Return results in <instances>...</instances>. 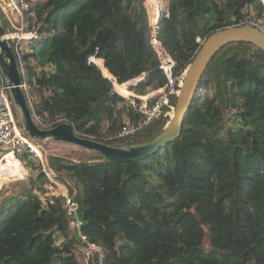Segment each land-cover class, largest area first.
Segmentation results:
<instances>
[{"label": "trees", "instance_id": "1", "mask_svg": "<svg viewBox=\"0 0 264 264\" xmlns=\"http://www.w3.org/2000/svg\"><path fill=\"white\" fill-rule=\"evenodd\" d=\"M171 1L157 38L175 63L173 77L190 65L199 40L242 24L249 8L264 18L261 0ZM32 13L40 36L24 57L25 82L38 117L67 120L116 146L163 131L170 119L162 114L130 137L104 140L137 117L109 77L123 85L144 74L129 87L137 96L167 83L143 0H38ZM93 154L49 158L48 166L72 183L81 233L107 264H264V53L256 47L233 43L214 56L168 146L127 163ZM37 165L40 173L0 205V264H82L64 197L46 205L38 197L48 181Z\"/></svg>", "mask_w": 264, "mask_h": 264}, {"label": "built area", "instance_id": "2", "mask_svg": "<svg viewBox=\"0 0 264 264\" xmlns=\"http://www.w3.org/2000/svg\"><path fill=\"white\" fill-rule=\"evenodd\" d=\"M33 2V0H0V16L9 27V31L5 32L4 36L6 39L12 41L17 65L22 75L21 89L27 97L33 119L41 129L46 130L63 122L69 124H71V122L60 118L54 121H44L34 112V103L31 98L30 88L25 82L24 60L25 55L31 52L29 51V44L37 40L40 36L38 28L35 25H30L28 20L33 12ZM261 22L260 20L255 22L245 21L242 24L250 25L264 32V25ZM149 28L150 45L156 54L158 68L166 76L167 83L162 88L150 91L145 96H137L131 91H128V94L123 97L136 112L137 117L135 120L126 119L114 135L104 139L106 141L130 137L157 120L162 114L169 119L173 115L174 104L171 103V97H177L185 70L176 77H173L175 63L157 38L159 26L150 25L149 23ZM202 43L203 42H200V44ZM90 60L95 61L93 58H90ZM95 62L98 65L99 62ZM144 77L145 75L142 74L138 78L131 80L129 82L131 83L130 86L136 85L139 81L143 80ZM109 80L112 82L114 90L118 93L116 85L119 84H117L114 78L109 77ZM127 89H129V87H127ZM8 92L9 86L7 80L0 73V190L7 182H11L13 179L16 181L17 179L27 178L28 173L25 167V160L38 158V160H40L39 163L41 164L42 172L45 174L48 181L47 186L44 187V192L38 193L41 203L43 205L47 203L51 204V197L53 196L64 197V209L68 222L69 240L72 244L73 239L77 241V243L73 245L74 253L81 256L82 264H107L103 249L89 242L87 237L81 233L83 221L79 218L78 206L74 195H70L67 190L65 195H56L53 193V187H65L57 180V175L49 168L48 164H45L44 161L41 160V153L38 151L39 146H36L24 133L23 128L18 125L17 118L12 109L13 102L8 97ZM165 108L166 110L164 111ZM78 134L82 137L95 140L94 137ZM9 161L12 163V167L7 166ZM64 181L70 186L68 180L65 179ZM41 195L43 197H41Z\"/></svg>", "mask_w": 264, "mask_h": 264}, {"label": "water", "instance_id": "3", "mask_svg": "<svg viewBox=\"0 0 264 264\" xmlns=\"http://www.w3.org/2000/svg\"><path fill=\"white\" fill-rule=\"evenodd\" d=\"M4 35L5 32L0 25V73L7 80L11 100L20 112L23 130L27 137L32 141L66 143L83 151L97 153L102 156V160L97 162L102 163L136 162L156 153L179 138L192 96L206 68L221 49L233 43H248L264 53V32L255 27L240 24L213 32L203 41L192 62L186 68L174 104L173 115L163 131L143 144L115 146L82 137L71 124L65 122L50 129H41L35 123L27 97L21 89L22 75L17 65L12 41L6 39ZM98 65L104 71L102 65L99 63ZM130 85L131 83L127 87ZM44 163L48 164L47 160Z\"/></svg>", "mask_w": 264, "mask_h": 264}, {"label": "rangeland", "instance_id": "4", "mask_svg": "<svg viewBox=\"0 0 264 264\" xmlns=\"http://www.w3.org/2000/svg\"><path fill=\"white\" fill-rule=\"evenodd\" d=\"M33 1H38V0H33ZM173 2V0L171 1ZM262 4H263V11H264V0H261ZM167 11L164 10L162 15L163 17L166 15H168V7H169V0L167 1ZM143 5L148 13V9L146 8V0H143ZM249 16L246 17V22H255L257 20L262 21L261 23H263L264 25V18L263 17H258L257 13L255 12V10L249 8ZM165 12V13H164ZM167 12V13H166ZM148 21L150 23V25H152V22L150 20V15L148 13ZM29 24L30 25H35L36 27H38L37 22L34 18V15L32 13L31 17H29ZM0 25L3 27L4 32H8L9 31V27L7 25V23H5L4 19L0 16ZM199 42H201L199 40ZM30 45V44H29ZM29 51H31V48L29 46ZM127 83V82H126ZM125 84V83H123ZM121 85V84H119ZM122 86V85H121ZM33 90V89H32ZM127 91H130L129 89H127ZM125 93H121L122 96H126L128 94V92ZM33 92V91H32ZM34 93V92H33ZM34 96V94H33ZM8 97L11 99L10 97V92H8ZM34 101V100H33ZM34 103V102H33ZM12 109L13 112L15 114V117L17 118V123L18 125L23 128L22 126V117H20V112L16 109V107L14 105H12ZM126 120V118H125ZM44 121H47L46 119H44ZM103 124V128H102V133H105V131L107 130V120H103L102 122ZM33 143L37 146H39L38 151L41 153V160L45 161V159L47 160L48 163V159L49 158H60V159H64V160H71V161H75V162H79L81 160L83 161H88L89 158H91V155L94 156V154L87 152V151H83L73 145L70 144H66V143H56V142H41V141H33ZM116 146V144H114ZM37 162H40V160H38V158H33V159H26L25 160V167L27 169V173H28V177L25 179H17L16 181H12V182H7L4 187L0 190V205L4 204L5 202H8L12 196L16 195V192H20L22 189V185H27L28 180L31 177L36 176L38 173H40V169L38 168ZM15 180V179H13ZM60 182L64 185L65 188L59 187H53V193L54 194H61V195H65L66 194V190L67 192L70 194V189H69V185H67L65 183V181H61ZM70 182V181H69ZM48 183H46L44 187L47 186ZM71 182H70V186H71ZM44 192V191H43ZM43 192H39V193H43ZM72 195V194H70ZM74 195V194H73ZM41 197H43L41 195Z\"/></svg>", "mask_w": 264, "mask_h": 264}, {"label": "bare ground", "instance_id": "5", "mask_svg": "<svg viewBox=\"0 0 264 264\" xmlns=\"http://www.w3.org/2000/svg\"><path fill=\"white\" fill-rule=\"evenodd\" d=\"M167 1L168 0H146V7L148 9V13L150 15V20H151L153 25H159L164 20L165 16L163 17L162 13L164 10L167 9V5H168ZM167 16L168 15H166V17ZM127 85L128 84L125 83L122 86L127 89ZM119 86L121 87V85H119ZM117 91L121 95V93L118 89H117ZM7 166L12 167V163L9 161Z\"/></svg>", "mask_w": 264, "mask_h": 264}, {"label": "crops", "instance_id": "6", "mask_svg": "<svg viewBox=\"0 0 264 264\" xmlns=\"http://www.w3.org/2000/svg\"><path fill=\"white\" fill-rule=\"evenodd\" d=\"M36 146H37V145H36ZM90 153H91V152H90ZM12 181L14 182L15 180H11V182H12Z\"/></svg>", "mask_w": 264, "mask_h": 264}]
</instances>
